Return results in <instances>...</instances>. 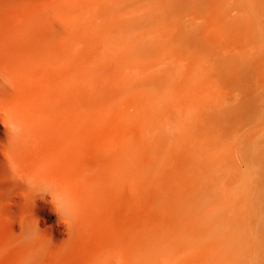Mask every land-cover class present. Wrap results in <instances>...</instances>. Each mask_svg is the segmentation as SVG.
<instances>
[{
    "label": "rangeland",
    "instance_id": "374dc122",
    "mask_svg": "<svg viewBox=\"0 0 264 264\" xmlns=\"http://www.w3.org/2000/svg\"><path fill=\"white\" fill-rule=\"evenodd\" d=\"M0 78V264H264V0H0Z\"/></svg>",
    "mask_w": 264,
    "mask_h": 264
},
{
    "label": "bare ground",
    "instance_id": "6f19581e",
    "mask_svg": "<svg viewBox=\"0 0 264 264\" xmlns=\"http://www.w3.org/2000/svg\"><path fill=\"white\" fill-rule=\"evenodd\" d=\"M115 2H113L112 4H114ZM117 3L118 2H116V4L114 5V6H112L111 5V9H115V8H119V6H117ZM109 5V4H108ZM110 7V6H109ZM95 8H97V7H95ZM79 12H84V11H82V8H80V11ZM81 14V13H80ZM83 15V14H82ZM123 23V22H122ZM121 23V21L119 22V25L117 26L116 25V30H115V32L117 31L118 33H124L125 35V37H128V36H131V31H129L130 30V25L128 26L127 24H125V23H123L122 24ZM131 27H132V25H131ZM125 31L127 32V35H126V33H125ZM130 33H129V32ZM129 34V35H128ZM124 37V38H125ZM137 36H135L134 38H136ZM135 41V40H134ZM138 41V40H137ZM132 42V41H131ZM129 43V42H128ZM130 45V44H129ZM128 45V46H129ZM144 45V44H143ZM147 45V44H146ZM127 46V47H128ZM143 46L140 44H137L136 43V41H135V46L134 47H132V49L130 50V51H132L134 48V50H133V52L135 51V53L136 54H134V55H141V53H142V51L143 52H147V50L145 49V51H144V48H142ZM147 47V46H146ZM130 53V52H129ZM149 53L150 52H147L146 53V55H143L144 56V58H145V56H152L151 54L149 55ZM155 53V52H154ZM148 54V55H147ZM57 55V54H56ZM132 57H134V56H132ZM203 58V57H202ZM134 59V58H133ZM139 60V59H138ZM137 60V61H138ZM203 60V59H202ZM142 61V60H141ZM139 63V62H138ZM203 63V62H202ZM201 63V64H202ZM204 66V65H203ZM201 68V67H200ZM199 68V69H200ZM203 71V70H202ZM172 73H173V71H172ZM203 73V72H202ZM205 73V72H204ZM168 74H170V76H171V73H168ZM168 74L166 75V76H168ZM176 75V74H175ZM174 75V76H175ZM206 75V74H205ZM169 76V77H170ZM174 76H171V77H174ZM198 76V75H197ZM131 78V77H130ZM170 80V78H168V77H166V80L164 81L165 82V84L167 83L166 81L167 80ZM127 80V83H128V80H129V82H131V86H135V85H137V84H135L134 83V79H132L131 78V80H133V85H132V81L128 78V79H126ZM164 80V79H163ZM170 82V81H169ZM130 84V83H129ZM135 84V85H134ZM168 84V83H167ZM166 84V85H167ZM152 85V84H151ZM169 85H171L170 83H169ZM168 85V86H169ZM0 86H6V85H4V81L0 78ZM154 86V85H153ZM171 87V86H170ZM128 88L130 89V87L128 86ZM165 88H167V86H165ZM133 89V88H132ZM136 89V88H135ZM134 90V89H133ZM155 90H157L156 88H155ZM155 90H153L154 92H156ZM168 90V89H167ZM25 93H26V97H28V99L26 100L27 101V103H29V105L30 106H32V107H34V106H36L37 104H38V102H40L41 101V99L40 98H38V97H36V98H34V96H31L32 94H31V92H30V90L28 89V87H27V85H26V87H25V91H24ZM150 92V91H149ZM168 92V91H167ZM157 93V96L156 97H159L158 96V94L160 95V93H158V92H156ZM156 95V94H155ZM154 97V96H153ZM162 97V96H161ZM160 98V97H159ZM159 98H156V99H159ZM160 101H161V99H159ZM159 100H156V104H158V102L157 101H159ZM160 101H159V103H160ZM162 102V101H161ZM163 103V102H162ZM162 103H160L161 105H162ZM21 104H19V106H20ZM161 105H159V106H161ZM158 105H155V108H158L157 107ZM37 107V106H36ZM158 110H159V108H158ZM161 110H163V107H162V109ZM160 110V111H161ZM160 111H159V113H160ZM158 113V115H160V118H162V116L164 115H161V113L159 114ZM162 113H165V110L162 112ZM154 114V113H153ZM157 114V113H156ZM166 114V113H165ZM157 115V116H158ZM156 116V117H157ZM165 118V117H164ZM166 119V118H165ZM163 121H165V120H163ZM163 145V144H162ZM160 147V146H159ZM158 147V148H159ZM165 147V146H164ZM156 149V161H157V165L158 164H161V161H162V159H161V154L158 152V150H160L161 148H159V149ZM166 148V147H165ZM129 149H130V151H128L127 152V154H125L126 155V159H125V157L123 156V158H122V160L121 161H118V163H117V165H116V169H117V171H119L120 173H122V174H124L125 173V169H126V165L127 164H130V165H132V167H133V169L136 171V173L137 174H139V171H140V168L136 165L137 164V157H138V150H139V144L137 143V141H135V140H133L132 141V144L129 146ZM155 148H153V150H154ZM164 149V148H163ZM165 150V149H164ZM167 150V149H166ZM164 153H165V151H164ZM164 156V155H163ZM126 160H127V162H126ZM129 161V162H128ZM150 167V166H149ZM152 167V166H151ZM150 167V168H151ZM155 168H157L158 169V167H156V165L154 166ZM153 168V167H152ZM152 168H151V170H152ZM154 169V168H153ZM156 170V169H155ZM250 172V171H249ZM254 173V172H253ZM156 175H157V173H155ZM256 174V173H255ZM140 175V174H139ZM250 174H248V176H249ZM156 177V176H155ZM155 177H153V178H155ZM252 177V176H251ZM253 177H255V175L253 176ZM252 177V178H253ZM258 177V176H257ZM0 178H2V179H7V176H6V174H5V172H4V168H3V166H1L0 167ZM153 178H151V181L153 180ZM155 179H157V178H155ZM155 179L152 181V182H154L155 181ZM150 180V179H149ZM254 180V179H253ZM255 181V180H254ZM85 183H86V188L88 189V190H90L91 191V193L93 192L92 190V188H93V181H92V179H87L86 181H85ZM255 189H256V187H255ZM258 189H259V187H258ZM259 191H257V197L256 198H258V196H259ZM12 196H14L13 198H14V201L16 202V203H20V200L18 199V198H16V196H15V193H14V195H12ZM255 198V197H254ZM264 198V197H263ZM256 201H258V200H256ZM253 202V201H252ZM7 203V202H6ZM6 203H4V206H5V208L6 209H4L5 211H6V216L4 215V217L6 218V220L9 222V224L10 223H12L11 221V218H13V217H10V208H9V206L6 204ZM198 203V205H199V202H197ZM257 203V202H256ZM255 204V203H254ZM4 211V212H5ZM258 211V210H257ZM263 215H264V213H263ZM258 218V217H257ZM263 218H264V216H263ZM263 223H264V221H263ZM262 223V224H263ZM12 226V225H11ZM221 225L218 223V225H217V227H218V229L220 228V231L219 232H221L222 230H221V227H220ZM256 226H257V223H256ZM203 230H205V229H203ZM256 230V229H255ZM255 230L253 231V232H255ZM57 231V230H56ZM55 230H52V228H51V230H49V235H50V237L51 238H53V239H55V240H59V237L61 236L60 235V233H59V231H57L56 232ZM206 232V231H205ZM257 232V231H256ZM260 232V231H259ZM228 233H230V234H228L227 235V237L229 238V240H230V242H233V245L235 246V245H238L239 244V246H238V248H239V250H238V252H237V254H235L234 255V260L235 261H237V262H239V263H241V264H248L247 263V261H249V260H247V255H246V253H245V249L243 248V245H242V242H240L241 241V238H242V231H241V228H239V226L237 225V224H235V225H233L231 228H230V231L228 232ZM261 233H264V232H261ZM255 234V233H254ZM259 234V233H258ZM255 236H256V234H255ZM258 237H260L259 235H258ZM257 238V237H256ZM253 240H254V236H253ZM257 241H258V244H257ZM257 241H254L255 243V246L256 247H258V245L259 244H262V243H259V241H260V238L257 240ZM263 245V244H262ZM261 247V246H260ZM44 248H45V246H44ZM149 251V250H148ZM148 251H145V252H143L142 253V257H150L151 259H153V263L152 264H163L162 262L163 261H161V263H159V259H162V260H164L163 258H160V256H162V255H158L156 252H153V250H152V252L150 253V252H148ZM160 254V253H159ZM165 258V257H164ZM166 259H167V257H166ZM169 260V259H168ZM166 261V260H165ZM166 263V262H165ZM150 264H151V262H150Z\"/></svg>",
    "mask_w": 264,
    "mask_h": 264
}]
</instances>
